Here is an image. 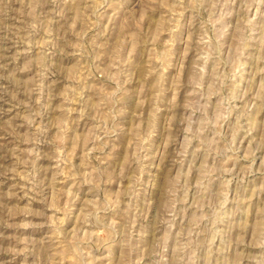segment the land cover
<instances>
[{"label": "rangeland", "instance_id": "rangeland-1", "mask_svg": "<svg viewBox=\"0 0 264 264\" xmlns=\"http://www.w3.org/2000/svg\"><path fill=\"white\" fill-rule=\"evenodd\" d=\"M0 264H264V0H0Z\"/></svg>", "mask_w": 264, "mask_h": 264}]
</instances>
